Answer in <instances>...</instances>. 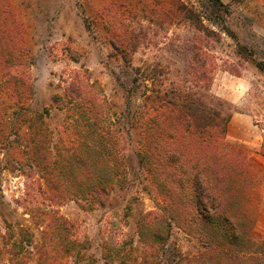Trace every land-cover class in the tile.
Returning a JSON list of instances; mask_svg holds the SVG:
<instances>
[{
    "label": "rangeland",
    "instance_id": "obj_1",
    "mask_svg": "<svg viewBox=\"0 0 264 264\" xmlns=\"http://www.w3.org/2000/svg\"><path fill=\"white\" fill-rule=\"evenodd\" d=\"M222 1L226 23L198 30L179 0H0V264H170L204 249L177 226L163 240L169 215L139 164L128 73L163 62L171 80L209 86L232 114L227 139L264 170V0ZM200 47L206 81L191 69ZM252 198L241 264H264V180Z\"/></svg>",
    "mask_w": 264,
    "mask_h": 264
},
{
    "label": "trees",
    "instance_id": "obj_2",
    "mask_svg": "<svg viewBox=\"0 0 264 264\" xmlns=\"http://www.w3.org/2000/svg\"><path fill=\"white\" fill-rule=\"evenodd\" d=\"M206 1L212 11L207 16L183 0L176 8L194 26L202 28L205 20L215 23L216 18L226 23L228 6L222 0ZM195 55L191 69L201 73L199 81H206L207 54L200 47ZM123 60L130 68L132 59L127 52H123ZM256 66L264 72V62ZM130 70L134 72L133 77L128 73L132 84L141 91L135 114L139 164L147 179L158 187L163 209L169 215L163 217L160 226L165 229L163 240L167 242L177 226L206 242L194 256L172 252L170 264H241L239 250L251 244L247 229L255 213L252 194L255 185L264 180V170L244 145L227 139L232 114L224 112V102L210 92L209 86L196 91L171 80L167 63H146ZM61 101V95L54 97L58 107L64 106ZM34 149L39 152L40 143L36 142Z\"/></svg>",
    "mask_w": 264,
    "mask_h": 264
}]
</instances>
